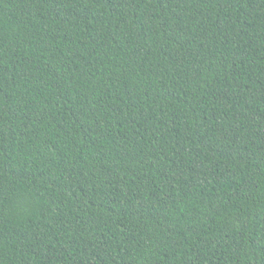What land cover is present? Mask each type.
<instances>
[{
    "label": "trees",
    "instance_id": "obj_1",
    "mask_svg": "<svg viewBox=\"0 0 264 264\" xmlns=\"http://www.w3.org/2000/svg\"><path fill=\"white\" fill-rule=\"evenodd\" d=\"M0 264H264V0H0Z\"/></svg>",
    "mask_w": 264,
    "mask_h": 264
}]
</instances>
